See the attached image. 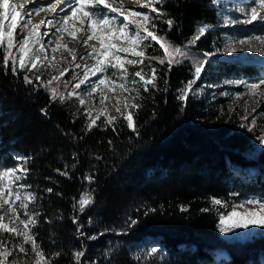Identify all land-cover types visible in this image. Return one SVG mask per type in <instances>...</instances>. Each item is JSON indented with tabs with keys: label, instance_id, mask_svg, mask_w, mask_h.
<instances>
[{
	"label": "trees",
	"instance_id": "trees-1",
	"mask_svg": "<svg viewBox=\"0 0 264 264\" xmlns=\"http://www.w3.org/2000/svg\"><path fill=\"white\" fill-rule=\"evenodd\" d=\"M156 7L166 14L155 19L156 33L190 55L169 71L167 60L162 65L149 59L164 57L159 44L150 38L142 42L153 47L143 49L145 56L138 59L142 64L129 68L132 72L143 68L149 78L152 68L157 72L155 87L150 84L144 91L143 81H137L133 91L136 97L139 90L132 103L140 107L128 111L134 113L139 135L120 114L113 116V131L104 123L112 117L90 112L92 119L100 117L99 126L87 129L90 117L79 102L81 87L75 88L81 68L41 67L44 84L60 77L45 87L27 70L28 62L20 69L18 48L0 47V166H16L17 158H23L28 169L24 182L36 197L31 207L39 214L30 229L51 264H75L77 251L85 252L82 264H264V232L240 241L225 239L219 229L220 216H226L234 203L246 198L264 202V145L259 139L264 137V125L247 130L242 105L213 95L211 88L225 79H239L242 67L205 60L186 102L178 99L179 90L194 79L197 57L206 59L205 53L218 49L215 2L164 0ZM167 19L175 21L171 30L163 22ZM203 25L208 31L190 45ZM26 35L18 28L14 43ZM6 52L16 61L15 75L11 59L7 68L3 65ZM243 69L249 76L253 72L252 67ZM25 76L33 83H26ZM53 87L65 97L70 91L78 95L53 101ZM57 169L66 170L67 176ZM83 191L91 192L94 203L80 213L73 205ZM213 198L222 204L213 205ZM73 218L85 235L77 233ZM133 219L137 223L129 227ZM93 235L98 238H87ZM7 239L19 242L14 234L0 232V243ZM23 246L22 253L7 243L0 250L12 253L5 264H35L31 242ZM153 248L155 253L147 252ZM222 251L226 258H217L215 252Z\"/></svg>",
	"mask_w": 264,
	"mask_h": 264
},
{
	"label": "snow or ice",
	"instance_id": "snow-or-ice-1",
	"mask_svg": "<svg viewBox=\"0 0 264 264\" xmlns=\"http://www.w3.org/2000/svg\"><path fill=\"white\" fill-rule=\"evenodd\" d=\"M29 2L34 3L35 0H25V3L20 5V11H17L15 5L9 4L7 0H0V10L5 8L9 10L7 15L4 11H0V47L4 46L5 40L7 41L8 49L18 47L21 50V55L19 56V67L20 69H25V54L31 52L32 48L28 46V36H24L22 40H16V42L14 43L16 30L19 28L20 32L28 30L30 34L35 33V35H32V43L39 44L40 48L36 49V51L33 53V57L28 61V63L31 64V67L27 70L32 71L33 69L38 70L37 60L41 59L39 53L41 49L44 48L45 44L49 42L43 40V37L47 36L48 32L45 31L43 33H40L39 29L41 25H32L30 19L32 14H38L40 11L44 10V7L42 6L41 8H36L33 6L29 8L26 6V4ZM115 3H117V0H111V2H109V0H48L47 2V7L51 8L54 14H58V5L67 4V7L71 9V12L61 17V20L65 23L68 19L74 17L80 20L82 27L86 23L87 29L91 31V35H88L85 39L81 41L82 46L87 45L88 41L92 39H96L99 41V49L93 47L92 50L88 53V55H92L93 52L96 53L97 58L95 60V64L91 67L85 65V70L83 72L85 79H80L79 83L75 85V88H79L81 84L87 83L89 85V95L96 93L100 86L106 84V82L108 84L109 91H115L116 87H118L124 92L132 91V89H129L124 83V81L127 80L129 76L128 70L125 65L142 64L144 61L143 59H126L124 57H121L119 53L130 52L132 56L143 58L145 56V52L143 49L145 47H153L151 43L142 45V42L149 40V38L151 41H154L156 44H159L160 49H163L164 52L163 58L160 56H154L149 57V59L156 60L162 65L165 63V60H167L169 71H171L172 67L175 64L181 63L180 58L185 56V53L180 47L173 46L169 41H167L164 37L159 36L155 31V19L166 15L161 10V8H157L156 5L159 4L163 6L164 0H144L142 6L150 9L151 12L157 13V17L155 18L151 17L148 12H141L135 9L123 8L122 4L117 7H114L113 4ZM104 9H108V11H104ZM78 13L79 16H77ZM113 13H115L116 15H112ZM120 16L123 17V20L117 23V20ZM129 17H137L140 19L137 21H131ZM6 19H9L10 22L5 26ZM54 20L55 15L52 20L41 21V24H44L46 27L51 26L53 25ZM255 20L264 21V0H254V5L251 6L249 9L248 18L236 22L249 24ZM21 21H24V23H21ZM163 22L168 25L169 30H171L175 26V21L173 19H167ZM133 23H135L136 25V30L134 32L130 31V26ZM29 25H31V29L28 28ZM142 26L143 34H141L140 31ZM5 27L7 28V31H5ZM56 30L59 31L60 29L57 28ZM75 31H80V29H76ZM207 31V25L198 27L197 32L188 41V43L190 45H194L196 41H198L203 35H205ZM68 34L70 36H73L74 38L73 32H69ZM113 38L126 40L131 45V48L117 47L115 44L112 43ZM255 39L259 40L262 44H264V37L258 36L255 37ZM246 42L247 41L245 40L239 41V43L241 44H244ZM53 43L60 45V38H57V40ZM51 51L55 52L56 47H52ZM209 55L211 54L205 53V56ZM262 55H264V53H262ZM80 58L84 59L83 56ZM10 59L12 60L11 71L15 75L17 72L16 61L11 56L10 52H6V54L4 55L3 65L7 68L9 66ZM44 59H47V57L45 56ZM75 59L76 57H73V60ZM206 63L207 61L205 60L194 61V79L189 80L185 87L179 90V100H181L182 102H186L188 95L192 90V85L195 83L196 79H199ZM75 67H79V64H76ZM109 67L112 69H119L120 75H118L115 79L107 80V78L104 77L103 74ZM151 71L152 76L150 78L147 77V75L144 73L143 68L131 74L133 77H139L140 80L143 81L144 91L149 90L148 85L150 84L155 87L154 80L156 78L157 70L155 68H152ZM89 73H91L92 76H96L97 73H100L101 78L89 81ZM63 75L64 72H61L60 76ZM59 79L60 77L53 76L50 80L47 81V84H44V82L40 80L39 75H36L35 77L36 82L45 87H47V85H51L53 80ZM117 79L121 81V83H119L118 85L116 83ZM25 82L28 84H32L33 80L25 76ZM131 82L133 84L138 83L135 79H133ZM239 83L244 84L245 87H247L250 92L255 95L257 90H261V86H264V78L260 79L258 83H245L243 81H240ZM136 91V97H132L130 99L125 98V103L123 105L124 112H121V109L119 107L120 97L118 96L116 111L123 117L124 120L127 121V127L133 132H136L137 135H139L133 119L134 113L128 111L129 108L140 107L138 104L132 103V100L139 98V90L137 89ZM73 95L78 94L70 91L67 93V97H65L63 94L58 93L55 87L50 89V100L53 101L57 97H59L61 102H63L65 99L71 98ZM105 99L106 97L102 95V98L100 100V103L102 105L105 103ZM79 102L81 106L85 104V100L82 98ZM41 111L42 114H47L45 109H42ZM85 111L90 117V123L86 125L87 129L90 131L93 126H99L97 125V120H99L100 117L97 116L96 118L92 119L91 113L87 109ZM104 114L105 110L101 109L100 115ZM115 120L116 117H112L106 119L104 123L106 126H111L113 131H115ZM252 123L254 124L255 121H253ZM241 127H244V125L242 124ZM251 130L252 129L249 128V131ZM259 139L261 145H264V137H259ZM109 143L111 144V141H109ZM17 161V166L13 168L0 169V209H3L4 206L7 205L8 211L12 212V215L14 217L13 222L18 220L19 224H22L24 226V230L20 231L18 227L10 228L8 224L3 222L4 217L0 216V232H7L10 234H14L18 237H22L24 243L31 242L32 251L35 253V256L37 258L35 264H51V261L45 256L39 243H37L35 239V234L31 232V229L29 227L30 225L34 226L36 224V216L39 215L38 213L33 214L29 211L28 208V205L33 202L36 197L33 193L27 190L30 187L29 185L20 183V181L26 177L28 169L24 167L23 158H17ZM56 171L61 176H67L68 174L66 170L61 171L60 169H57ZM17 173L20 174L18 175ZM84 179H86L89 183L93 182V178L91 176H86L84 177ZM47 191L51 193L52 189L49 188L47 189ZM211 202L213 205L222 204V201L215 198H213ZM93 203L94 197L92 196L91 192L82 193L80 195L79 200L76 201L73 207L77 208L80 213H83L86 210V206H91ZM246 203L255 205L259 202L250 200L246 201ZM260 208L264 209V204H260ZM181 210L184 211L186 209L182 208ZM203 211H208V209H204ZM21 213L23 214V218H21ZM234 217L239 218L233 220ZM73 223L78 224V227L76 229L77 233L81 236L85 235L81 231L82 226L79 225L77 218H73ZM136 223V220H131L129 223V227L134 226ZM220 224L224 225V227L220 228L221 232L231 231L233 227L236 229H248L250 224L258 225L264 228V214L251 212L248 213L246 217H244L240 216L237 212L232 211L228 213L227 216H220ZM103 234V232L99 233V235ZM117 234L120 235L122 233ZM87 238L89 240H95L98 238V236L93 235L88 236ZM18 247L21 252L25 251L23 244L18 245ZM0 248H5V245L0 243ZM151 251L155 253L156 249L153 248ZM10 255H12V253L7 250L0 251V264H5L8 256ZM56 255L58 256L59 253H57ZM73 255L75 264H82L81 258L85 256V252L77 251Z\"/></svg>",
	"mask_w": 264,
	"mask_h": 264
},
{
	"label": "rangeland",
	"instance_id": "rangeland-1",
	"mask_svg": "<svg viewBox=\"0 0 264 264\" xmlns=\"http://www.w3.org/2000/svg\"><path fill=\"white\" fill-rule=\"evenodd\" d=\"M47 2L48 0H35L34 3L29 2L26 4V6L29 8L33 6L36 8H41L42 6L44 7V10L40 11L38 14H32L30 19L32 25H37V24L41 25L39 29L40 33H43L45 31L48 32V35L44 36L43 40L49 42L45 44L44 48L41 49L39 53L41 59L37 60L38 70L33 69L31 74L33 77H36V75H39L41 77L40 68L46 66H51L54 69H58L60 66L69 67L70 69L81 68L82 69L81 75L78 77V80L76 82V84H78L80 79H85L83 75V72L85 70V65L91 67L92 65L95 64V60L97 58L96 53L93 52L92 55H88V53L92 50L93 47L99 49V41L96 39L89 40L87 45H83L84 49L87 51L86 58L80 60L77 59L73 60V57L75 56L71 45L73 43L78 42V44L82 46L81 41L85 39L88 35H91V31L88 30V33L85 35V37H83L84 32L82 33L81 29L80 31H75V27H77L78 25L81 26L82 28L79 19L75 17L70 18L67 20L66 23L61 20L62 16H64L65 14H69L71 12V9L65 10L66 6H62L61 8H58V14H54L52 9L47 7ZM109 2L111 1L109 0ZM143 2L144 0H121L120 2L117 3V5L119 6L120 4H122V6L124 5L123 8L135 9L141 12H148L151 17H154L157 13L151 12L150 9L143 7L142 6ZM214 2L219 19V23L216 25L217 30L220 31V39L218 40L219 46L218 49L215 52L211 53V55L207 56L206 59H204L202 56H198L195 61L218 59V60L234 62L240 67H242L241 69L242 71L238 72L239 75L241 76L239 79H229V80L225 79L219 84L211 86V88L213 89L212 94L214 95L215 93V95L218 96H227L229 98L228 99L229 101L231 100L238 101L242 105L245 115L248 116L247 130H249V128H251L252 130L255 128H260L261 127L260 125H264V86H261V90H257L256 94L253 95L250 92V90L247 87H245L244 84H241L239 82L243 81L245 83H258L260 79L264 78V55H262V53H264V44H262L259 40L255 39V37L258 36L264 37V21L255 20L249 24L236 22L248 18L249 9L251 6L254 5V0H214ZM23 3H25V0H11V4L16 6L17 11H20V5ZM133 3L134 5H132ZM113 6L117 7L114 4ZM2 10L5 12L6 15L8 14L9 10L7 8ZM104 11H108V9H104ZM54 15H55V20L53 25L46 27L44 24H41V21L52 20ZM112 15H116V14L113 13ZM77 16H79V13L77 14ZM129 19L131 21H137L140 18L129 17ZM122 20L123 17L120 16L117 20V23H119ZM8 21L9 19L5 20V22ZM21 23H24V21H21ZM28 28L31 29V25H29ZM57 28H59L60 30L57 31L56 30ZM83 28L87 29L86 23L84 24ZM135 30H136V25L135 23H133L130 26V31L134 32ZM140 31L141 34H143V26L141 27ZM25 32L27 33L26 36H28L29 39L28 46L32 48L31 52L25 54V61L27 63L33 57V53L36 51V49L40 48V45L32 43V35H35V33L30 34L28 30H25ZM69 32H73L74 38L73 36H70L68 34ZM77 32H80L82 34L77 36L76 35ZM57 38H60V42H61L60 45L53 43L57 40ZM241 40H245L247 42L241 44L239 43V41ZM112 43L120 48H125V47L131 48V45L126 40L113 38ZM4 46L7 47L6 40ZM52 47H56L55 52L51 51ZM19 51L21 53L20 49ZM184 53L185 56L181 58H186L190 55V51ZM119 55L126 59H135V60L139 59V57L132 56L130 52L129 53L121 52L119 53ZM45 56L47 57V59H44ZM76 64H79V67H75ZM129 66H130L129 64L125 65V67L128 70L129 76L127 80L124 81V83L129 89H132V91L124 92L118 87L115 88V91H109V87L106 82V84L100 86V88L97 90L96 93L89 95L88 94L89 85L87 83L80 85L81 87L79 93L80 99L82 98L85 100L84 105L86 106L89 112H94L96 114V113H100L101 109H104L105 113L110 117L117 115L118 113L116 111V107H117L118 96L120 97L119 107L121 109V112L124 110L123 105L125 103V98H129V99L132 98L133 91L136 88V84H133L131 81L133 79H135L136 81H141L139 77H133L131 75L132 73H134V71L132 72ZM30 67L31 64L29 63V68ZM243 67L246 68L252 67L253 72L250 74V76L244 74ZM118 75H120L119 69H112L110 67L103 74V76L106 77L107 80L115 79ZM99 78H101L100 73H97L96 76H92L91 73H89V77H88L89 81L97 80ZM116 83L118 85L119 83H121V81L117 79ZM102 95L106 97L105 103L103 105L100 103ZM257 106L261 108L257 109ZM255 109H257V111H254ZM253 121H255L254 124L252 123ZM13 167L0 166V169L13 168ZM17 174L19 175L20 173ZM20 183L25 184L24 179L21 180ZM27 190L31 192L29 188ZM83 193H89V192L83 191ZM250 200L257 201L259 203L255 205L246 203V201H250ZM31 203L28 205L29 211L32 212L33 214H36L33 208L31 207ZM260 204H264V202L259 199H255V198L242 199L234 203L232 205L231 210L228 213L235 211L240 216H244V217H246L247 214L251 212L264 214V209L260 208ZM0 216L4 217L3 222L8 224L10 228L18 227L20 231L24 230V226L22 224H19L18 220L13 222L14 217L12 215V212L8 211L7 205H5L3 209H0ZM21 218H23L22 213H21ZM237 218L239 217H234L233 220ZM221 227H224V225L220 224L219 229ZM263 232H264V228L252 224L249 225L248 229H236L233 227L232 230L228 232L220 231L222 237H224L225 239L240 240V241L249 239L253 235L262 234ZM18 238H19V242H13L7 239L4 245L6 246L7 243H10L11 249H15L16 251L21 252L18 245L23 244L24 240L22 237H18ZM3 249L4 248H0V250ZM139 252H145V250L139 249ZM147 252L151 253L152 251L149 249L147 250ZM215 255L217 258H220L224 254H222V252H215Z\"/></svg>",
	"mask_w": 264,
	"mask_h": 264
},
{
	"label": "bare ground",
	"instance_id": "bare-ground-1",
	"mask_svg": "<svg viewBox=\"0 0 264 264\" xmlns=\"http://www.w3.org/2000/svg\"><path fill=\"white\" fill-rule=\"evenodd\" d=\"M111 1V0H110ZM121 0H117V3L118 2H120ZM117 3H115L114 5L115 6H118L117 5ZM123 3H125V2H123ZM132 5H134V3L132 4ZM59 6V5H58ZM62 6H66L65 8V10H69V8L67 7V5L66 4H62V5H60L58 8H61ZM124 6V5H123ZM76 28H78V29H81L82 30V33L84 32V36L83 37H85V35L88 33V29H84L83 27L81 28V26H77V27H75V30H76ZM82 33H80V32H77L76 33V35L77 36H79L80 34H82ZM71 47H72V50H73V52H74V56L76 57V59L77 60H80L81 58L80 57H84V58H86V50L84 49V46H80L79 44H78V42H76V43H73L72 45H71Z\"/></svg>",
	"mask_w": 264,
	"mask_h": 264
}]
</instances>
